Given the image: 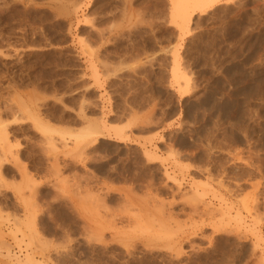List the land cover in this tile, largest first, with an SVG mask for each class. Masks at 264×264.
<instances>
[{"label": "rangeland", "instance_id": "obj_1", "mask_svg": "<svg viewBox=\"0 0 264 264\" xmlns=\"http://www.w3.org/2000/svg\"><path fill=\"white\" fill-rule=\"evenodd\" d=\"M192 2L0 0V264L258 263L264 0ZM20 187L32 239L12 232ZM170 208L179 258L138 222Z\"/></svg>", "mask_w": 264, "mask_h": 264}, {"label": "bare ground", "instance_id": "obj_2", "mask_svg": "<svg viewBox=\"0 0 264 264\" xmlns=\"http://www.w3.org/2000/svg\"><path fill=\"white\" fill-rule=\"evenodd\" d=\"M188 1L190 2V0H186V4L184 5V3H183V5L185 6V8H187V4H188ZM192 1V0H191ZM206 1H209V0H193V2L192 3H195L194 5H197V6H199L200 5V7H201V5H203V4H206L205 2ZM214 1V0H213ZM9 3V2H8ZM182 3V2H181ZM211 3V2H210ZM11 5V4H10ZM74 5V4H73ZM76 5V4H75ZM78 5V4H77ZM182 5V6H183ZM193 5V6H194ZM179 6H180V4H179ZM177 7V6H176ZM180 8V7H179ZM182 8V7H181ZM185 8H183V9H185ZM18 9V8H17ZM60 11V10H59ZM183 11V10H182ZM20 12V11H19ZM23 12V11H22ZM16 16V15H15ZM191 16V15H190ZM187 19V18H186ZM188 20V19H187ZM187 29V28H186ZM185 30V29H184ZM103 35V34H102ZM100 36V35H99ZM177 41V40H176ZM31 43V42H30ZM34 44V43H33ZM3 46V45H2ZM84 52V51H83ZM85 53V52H84ZM177 57V56H176ZM176 60H177V58H176ZM176 65V64H175ZM31 68V67H30ZM95 71V70H94ZM176 72V71H175ZM176 74V73H175ZM5 76V75H4ZM96 76H97V74H96ZM11 77V76H10ZM178 77V76H177ZM95 80V79H94ZM8 81V80H7ZM97 81V80H96ZM241 81V80H240ZM242 97V96H241ZM227 98V97H226ZM21 105V104H20ZM25 105V104H24ZM22 107H24V106H22ZM9 109V108H8ZM10 110V109H9ZM14 110V109H13ZM29 110V109H28ZM26 111V110H25ZM11 112V111H10ZM29 112H30V110H29ZM25 113V112H24ZM17 115V114H16ZM1 116V115H0ZM12 116V115H11ZM33 116V115H32ZM1 118V117H0ZM17 119V118H16ZM23 119V118H22ZM28 119V118H27ZM33 119V118H32ZM31 119V120H32ZM0 120H2V119H0ZM15 120V119H14ZM18 120V119H17ZM19 120H21V119H19ZM34 120H35V118H34ZM36 120H37V118H36ZM35 120V121H36ZM40 124H38V123ZM37 122H34V123H37V124H35L34 126H36V125H39V126H42V123H40L39 122V120L37 121ZM1 124V123H0ZM2 125V124H1ZM3 127L4 126H1V129H0V141H2L3 139V136L2 135H4V133H8V132H2L1 130H3ZM43 127V129H41V130H44V132H46V133H48V132H50V131H53L54 129H49V127L48 126H45V125H43L42 126ZM95 129V128H94ZM84 131V130H83ZM53 132H55V131H53ZM87 132V131H86ZM84 132L83 134L81 133V131H80V133L81 134H78V135H75V134H73V135H75V137H77L76 139H80V138H83L84 139V137H89V135H90V133L91 132ZM1 133H3V134H1ZM51 133V132H50ZM96 134V133H95ZM7 135V134H6ZM6 135H5V138H6ZM43 135H44V133H43ZM46 135V134H45ZM44 135V136H45ZM65 135V134H64ZM67 135V134H66ZM4 138V139H5ZM75 139V138H74ZM65 139H63V141H64ZM8 141V136H7V139H6V142ZM62 141V140H61ZM67 141V140H66ZM3 142V141H2ZM5 142V140H4V143H6ZM63 143V142H62ZM73 144H77V143H74V141H73ZM0 145H1V142H0ZM4 145V144H3ZM2 145V146H3ZM7 145V144H6ZM17 145H19V144H17ZM78 145V144H77ZM8 146V145H7ZM11 146H12V144H11ZM15 146V145H14ZM69 146V145H68ZM5 147V146H4ZM8 148V147H7ZM10 148V147H9ZM0 150L2 151H4V150H6V148L5 149H3V147H1L0 148ZM11 150V149H10ZM16 150V149H15ZM75 150V149H74ZM82 150V149H81ZM2 151V152H3ZM8 152V151H7ZM12 152V151H11ZM72 152V151H71ZM77 153V152H76ZM81 153V152H80ZM79 153V154H80ZM11 154V153H10ZM78 154V153H77ZM12 155V154H11ZM72 155V154H71ZM13 156V155H12ZM82 156V155H81ZM0 157H2L1 155H0ZM16 158V157H15ZM68 160V159H67ZM73 160H74V158H73ZM84 161V160H83ZM74 162V161H73ZM72 162V163H73ZM72 168V167H71ZM210 176V175H209ZM74 178H76V176L74 177ZM91 178V177H90ZM168 178H170V177H168ZM173 179V178H172ZM33 180V179H32ZM66 180H68V179H66ZM31 181V180H30ZM62 181V180H61ZM79 181V180H78ZM29 182V181H28ZM33 181H31L30 183H32ZM71 182V181H70ZM26 183H27V181H26ZM61 183V182H60ZM63 183V182H62ZM68 183V182H67ZM21 184V183H20ZM33 184V183H32ZM65 184V183H64ZM85 184V183H84ZM192 184V183H191ZM28 185H29V183H28ZM78 185V184H77ZM32 186H34V185H32ZM31 186V187H32ZM57 186V185H56ZM27 187V186H26ZM36 187H37V185H36ZM61 187V186H60ZM75 187V186H74ZM29 188V187H28ZM33 188V187H32ZM65 188H66V186H65ZM70 188V187H69ZM19 189H21V187L20 188H18V193L16 192V197H17V199L23 204V206H24V208H25V215H23V216H25L22 220H20V219H16V222H14V226L12 227V232H13V234L16 236V237H18V233H20L21 235H22V237L24 238V237H31V236H33L34 234L35 235H37V230H36V226H35V222H36V216L37 215H35V208H34V206H32V203H31V201H32V199H34V200H36L35 199V197H37V196H35L34 197V195H31L30 196V198H32V199H30L29 198V200H26L27 198H24V194H22L21 192H19L20 190ZM33 190V189H32ZM83 190V189H82ZM195 190V189H194ZM29 191H31V189L29 190ZM32 192H34V190L32 191ZM178 192V191H177ZM80 193V192H79ZM83 193V192H82ZM94 193V192H93ZM192 193V192H191ZM195 193V192H194ZM199 194L198 195H200L201 194V192H198ZM36 194V193H35ZM76 194V193H75ZM95 194V193H94ZM181 194V193H180ZM187 194V193H186ZM207 194V193H206ZM258 194V193H257ZM185 195V194H184ZM183 195V196H184ZM205 195V194H204ZM84 196H85V194H84ZM256 197H254V200L252 201V203L254 204H252L253 206L251 207V209L252 210H256L257 212H258V209H259V207L262 205L261 204V202L262 201H264V200H259V195H255ZM15 197V198H16ZM222 197V196H221ZM258 197V198H257ZM263 197V199H264V196H262ZM75 198V197H74ZM188 198V197H187ZM217 198V197H216ZM220 198V197H219ZM189 199V198H188ZM33 200V201H34ZM86 200H88V199H86ZM85 200V201H86ZM185 200H186V198H185ZM189 200H191V199H189ZM82 201V200H81ZM261 201V202H260ZM197 202V201H196ZM201 202V201H200ZM103 203V202H102ZM185 203V202H184ZM184 203H183V205H184ZM189 203V202H188ZM191 203V202H190ZM189 203V204H190ZM198 203V202H197ZM38 204V203H37ZM36 204V205H37ZM96 204V203H95ZM100 204V203H99ZM173 204V203H172ZM34 205V204H33ZM206 205V204H205ZM22 206V207H23ZM82 206V205H81ZM96 206V205H95ZM105 206H106V204H105ZM171 206V205H170ZM190 206H192V207H190V209H191V213L194 211H196L197 210V204L196 205H191L190 204ZM231 206V205H230ZM100 207V206H99ZM107 207V206H106ZM228 207V206H227ZM23 208V209H24ZM82 208V207H81ZM96 208H97V206H96ZM169 208V207H168ZM205 208H207L208 209V207H205ZM217 208V207H216ZM230 208V207H229ZM245 208H247V207H245ZM249 208V207H248ZM83 209V208H82ZM107 209V208H106ZM165 209V208H164ZM201 209V208H200ZM200 209H198V210H200ZM157 210V209H156ZM167 210H169L168 212H160V213H162V214H160V216H156V218L153 216H151V217H149V219H151V221L149 220V219H147V217H146V215H145V217H146V219L149 221H146V224H144L143 223V220H139L138 222L140 223V221H142L140 224L139 223H137V224H133L134 225V228L137 226V228H139V227H141L142 228V231L144 230V231H146L147 233H149V236H148V234H147V236L150 238V236L151 237H153L156 241H158V242H160L161 243V246H162V244H163V246L165 247V249H168L169 248V250L171 249V250H174L175 251V254L174 255H172L173 257H175V258H179V256H180V252L182 253L183 251H178L177 252V254H176V249H180L181 248V245L184 243L183 241V239L181 238V236L179 235V231H180V229H179V227L181 228L182 226L180 225V224H182V223H179L178 221L179 220H181V219H179V220H177V219H174V216H178L179 215V213H177V212H175L176 211V209H172V208H170V209H167ZM179 210V209H178ZM185 210V209H184ZM183 210V211H184ZM204 210V209H203ZM247 210V209H246ZM249 210V209H248ZM260 210V209H259ZM96 211H97V209H96ZM160 211V210H159ZM206 211H208V210H206ZM220 211H222V210H220ZM136 213H138L139 211H135ZM180 212H182L181 210H180ZM188 212V211H187ZM193 212V214H196V213H194ZM203 212V211H202ZM201 212V213H202ZM205 212V211H204ZM226 212V211H225ZM224 212V213H225ZM228 212V211H227ZM249 212V211H248ZM251 212V211H250ZM141 213V212H140ZM145 213V212H144ZM183 213V212H182ZM184 213H186V212H184ZM199 213V212H198ZM222 213V212H221ZM139 214V213H138ZM205 214V213H204ZM203 214V215H204ZM207 214V213H206ZM98 215V214H97ZM106 215V214H105ZM110 215V214H109ZM137 215V214H136ZM148 215V214H147ZM153 215V214H152ZM199 215H200V213H199ZM225 215V214H224ZM99 216V215H98ZM134 216V215H133ZM137 216H139V215H137ZM136 216V217H137ZM135 217V216H134ZM225 217V216H224ZM22 218V217H21ZM103 218V217H102ZM111 218V217H110ZM124 218V217H123ZM126 218H129V217H126ZM138 219H139V217H137ZM136 218V219H137ZM153 218V219H152ZM205 218V217H204ZM216 218V217H215ZM227 218V217H226ZM103 219H105V217L103 218ZM129 219H131V218H129ZM217 219V218H216ZM221 219V218H220ZM252 219V218H251ZM132 220V219H131ZM135 220V219H134ZM134 220H132V221H134ZM177 220V221H176ZM228 220V219H227ZM235 220V219H234ZM110 221V220H109ZM114 221V220H113ZM129 221V220H128ZM127 221V222H128ZM145 221V220H144ZM111 222V221H110ZM196 222V221H195ZM133 223V222H132ZM135 223V222H134ZM201 223V222H200ZM220 223V222H219ZM230 223V222H229ZM37 224V223H36ZM117 224V223H116ZM138 224H139V227H138ZM189 224V223H188ZM245 224V223H244ZM248 224V223H247ZM256 224V223H255ZM254 224V225H255ZM96 225V224H95ZM129 225H130V223H129ZM133 225H131V226H133ZM180 225V226H179ZM253 225V226H254ZM85 226V225H84ZM117 226V225H116ZM228 226V225H227ZM226 226V227H227ZM253 226H252V228H253ZM86 227V226H85ZM89 227V226H88ZM114 227V226H113ZM127 227V226H126ZM225 227V226H224ZM224 227H223V229H224ZM232 227V226H231ZM245 227V226H244ZM255 227V226H254ZM102 228V227H101ZM132 228V227H131ZM133 228V229H134ZM141 228H139V231L141 230ZM230 228V227H229ZM226 229L225 228V230H226V232H232V230H236V239L238 238L239 239V237L241 238V232L239 231V227L237 226L236 228L235 227H233V228H231V229ZM263 228H264V225H263ZM86 229V228H85ZM100 229V228H99ZM136 229V228H135ZM247 229V227L246 228H244V239H246V238H248V233H247V231L248 230H246ZM249 229V228H248ZM93 230V229H92ZM120 230V229H119ZM123 230V229H122ZM132 230V229H131ZM137 230V229H136ZM221 230V229H220ZM257 230L258 229H256V231L255 232H257ZM99 230H97V232H98ZM124 231V230H123ZM122 231V232H123ZM138 231V233L140 234V232ZM223 231V230H222ZM91 232H93V231H91ZM99 232H101V231H99ZM253 232V231H252ZM260 232V231H259ZM137 233V232H136ZM234 233V232H233ZM86 234V233H85ZM98 234V233H97ZM97 234L95 235L96 237H97ZM143 234H145V232L143 233ZM225 234V233H224ZM261 234V233H260ZM92 235V234H91ZM94 235V234H93ZM92 235V236H93ZM142 235V234H141ZM184 235V234H183ZM203 235V234H202ZM38 236V235H37ZM90 236V235H89ZM92 236H91V238H92ZM104 236V235H103ZM103 236H102V238H103ZM252 236V235H251ZM98 237H100L99 236V234H98ZM141 237V236H140ZM255 237H257V239H258V241H255V243H258L259 242V239H260V236H259V234L258 233H256V235H255ZM143 238V237H142ZM149 238H147V239H149ZM213 238V237H212ZM235 238V237H234ZM261 238H263V237H261ZM16 239V238H15ZM22 239V238H21ZM31 239H32V237H31ZM36 239V238H35ZM93 239H95L94 237H93ZM92 239V240H93ZM97 239V238H96ZM100 238H98V240H99ZM144 239V238H143ZM147 239H146V241H147ZM151 240H152V238H150ZM153 239V240H154ZM248 239H250V238H248ZM39 240V239H38ZM101 240V239H100ZM254 240V239H253ZM156 241H154L155 243H156ZM187 241V240H186ZM194 241V240H193ZM263 241V240H262ZM29 242V241H28ZM40 242V241H39ZM157 242V243H158ZM188 242H189V244H190V247H191V249H192V251L191 252H194V253H198L199 251H197V249H196V247H195V245H194V243L192 242V240H189L188 239ZM210 242V241H209ZM31 243V242H30ZM100 243V242H99ZM147 243V242H146ZM153 243V242H152ZM227 243V242H226ZM263 243V242H262ZM31 244H33V243H31ZM136 244V243H135ZM145 244V243H144ZM159 244V243H158ZM260 244V243H259ZM126 245V244H125ZM133 245V244H132ZM198 245V244H197ZM129 246H131V245H129ZM135 246H137V245H135ZM145 246V245H144ZM160 246V245H159ZM255 246H258V245H256L255 244ZM127 247H128V244H127ZM139 247V246H138ZM147 247V246H146ZM175 247V248H174ZM178 247V248H177ZM131 248H133V246L131 247ZM148 248V247H147ZM155 248H157V249H160V248H158V247H155ZM163 248V247H162ZM254 248V247H253ZM36 249V248H35ZM178 249V250H179ZM200 249V248H199ZM130 250V249H129ZM150 250V249H149ZM181 250H183L182 248H181ZM231 250V249H230ZM254 250V251H253ZM252 251V254L257 258V264H264V249L262 248V250H260L259 251V253L258 252H256L257 250L254 248ZM147 251V250H146ZM145 251V252H146ZM150 251H152V250H150ZM149 251V252H150ZM174 251H170V252H174ZM128 252V251H127ZM235 252V251H234ZM164 253V252H163ZM179 253V254H178ZM236 254V253H235ZM182 255V254H181ZM193 255V254H192ZM252 255V256H253ZM7 256H9V255H7ZM171 256V255H170ZM171 256V257H172ZM233 256V255H232ZM235 256V255H234ZM10 257V256H9ZM20 258V257H19ZM18 258V259H19ZM26 259H24V261H20L19 260V262L21 263V264H44L43 262H39V261H37V260H35V258L33 257V256H31V254H27V256L25 257ZM232 258V257H231ZM172 260H173V258H171ZM228 258H226V261L227 262H229L230 263V261L229 260H227ZM171 260V261H172ZM175 260V259H174ZM255 262V261H254ZM232 263V262H231Z\"/></svg>", "mask_w": 264, "mask_h": 264}]
</instances>
